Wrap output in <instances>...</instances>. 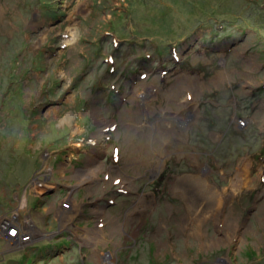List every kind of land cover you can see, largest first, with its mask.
I'll return each instance as SVG.
<instances>
[{
	"label": "rangeland",
	"instance_id": "obj_1",
	"mask_svg": "<svg viewBox=\"0 0 264 264\" xmlns=\"http://www.w3.org/2000/svg\"><path fill=\"white\" fill-rule=\"evenodd\" d=\"M0 215L51 264H264V0H0Z\"/></svg>",
	"mask_w": 264,
	"mask_h": 264
},
{
	"label": "built area",
	"instance_id": "obj_2",
	"mask_svg": "<svg viewBox=\"0 0 264 264\" xmlns=\"http://www.w3.org/2000/svg\"><path fill=\"white\" fill-rule=\"evenodd\" d=\"M35 230L28 220L20 221L15 215L0 221V236H4L16 247H22L35 240Z\"/></svg>",
	"mask_w": 264,
	"mask_h": 264
},
{
	"label": "trees",
	"instance_id": "obj_3",
	"mask_svg": "<svg viewBox=\"0 0 264 264\" xmlns=\"http://www.w3.org/2000/svg\"><path fill=\"white\" fill-rule=\"evenodd\" d=\"M48 4V3H47ZM259 28V27H257ZM125 44V43H123ZM11 83H14L11 82ZM52 242H48L45 243L44 245H32L29 247H26L25 250L27 252V254H19V259L17 261L14 260H10L8 259L6 261L5 264H12V263H18V264H22L23 262L26 264H30V263H34V264H51L52 260L54 259V257H56L55 259H59V257H64L66 254H68L71 251H66V252H61L62 249L64 248H69V246L67 245H51ZM45 248V249H44ZM33 250V251H30ZM72 250V249H71ZM26 255H30L29 257H27ZM54 256V257H52ZM22 257H24L22 259ZM28 258V259H27ZM10 260L9 263H7ZM74 260V259H73ZM264 260V259H263ZM68 262H71V259L69 258ZM4 264V263H2ZM67 264V262H66Z\"/></svg>",
	"mask_w": 264,
	"mask_h": 264
},
{
	"label": "bare ground",
	"instance_id": "obj_4",
	"mask_svg": "<svg viewBox=\"0 0 264 264\" xmlns=\"http://www.w3.org/2000/svg\"><path fill=\"white\" fill-rule=\"evenodd\" d=\"M180 128H182V126H180ZM158 132L157 133H152V134H154V135H157V136H163V138H164V140H163V143H165V140H167L168 139V136H167V134L163 131V130H160V129H158L157 130ZM150 132H155V130H153V131H150ZM139 152V151H138ZM139 155H141V152H139L138 153ZM100 162V159H96V158H93V160H92V166H90L89 167V172H91V173H94V171H95V168L98 166L97 164ZM246 172V171H245ZM240 185H241V183H240ZM240 185H237V184H235V188L237 189V188H239L240 187ZM217 201H218V198H217ZM195 204H196V206H197V209H198V215H203L204 214V212H205V210H204V208H207L208 207V205H204V204H202L201 202H200V200L197 198V197H195ZM208 204H209V202H208ZM65 205V204H64ZM63 205V209H64V206ZM209 207H210V209L209 210H207V212L208 213H213V207H212V205H211V203L209 204ZM211 215V214H210ZM214 215V214H213Z\"/></svg>",
	"mask_w": 264,
	"mask_h": 264
}]
</instances>
